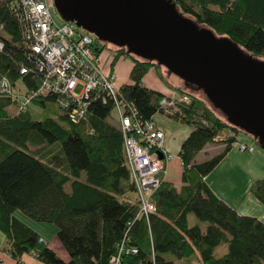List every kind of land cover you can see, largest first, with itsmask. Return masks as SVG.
I'll use <instances>...</instances> for the list:
<instances>
[{"label": "trees", "instance_id": "16d2710c", "mask_svg": "<svg viewBox=\"0 0 264 264\" xmlns=\"http://www.w3.org/2000/svg\"><path fill=\"white\" fill-rule=\"evenodd\" d=\"M173 2L180 13L215 35L230 38L256 58L264 57V0ZM12 6H17V0H0L4 43L0 78L8 79L14 94L0 93V232L8 254L20 262L30 253L41 264H115L110 258L117 255V264H264V222L239 214L205 182L236 142V134L244 131L230 124L206 97L194 93L195 87H189L190 92L172 86L177 91L174 98L186 95L187 101L178 102L174 109H159L160 99L167 96L142 80L154 67L167 82L163 66L126 55L125 47L112 50L111 65L122 56L133 60L128 73L131 83L122 84L118 92L134 103L143 119L161 112L191 128L178 152L181 184L162 178L153 194L154 213L136 218L139 199L123 136L105 93L91 94L85 118L76 124L53 93H40L20 109L16 95L36 89L40 75L20 73L21 66L29 65L28 50L22 41L24 24ZM92 40L98 55L106 43L95 36ZM223 133H232L223 148L196 161V154ZM250 193L264 205V177L251 183ZM16 211L54 225L68 259L59 257ZM189 214L204 222V229L200 223L190 225ZM122 242L137 251L119 253ZM223 245L225 252L218 254Z\"/></svg>", "mask_w": 264, "mask_h": 264}, {"label": "water", "instance_id": "95a60500", "mask_svg": "<svg viewBox=\"0 0 264 264\" xmlns=\"http://www.w3.org/2000/svg\"><path fill=\"white\" fill-rule=\"evenodd\" d=\"M52 4L62 21L201 88L230 124L250 134L264 150V60L183 15L173 0H52Z\"/></svg>", "mask_w": 264, "mask_h": 264}, {"label": "built area", "instance_id": "2783aa9c", "mask_svg": "<svg viewBox=\"0 0 264 264\" xmlns=\"http://www.w3.org/2000/svg\"><path fill=\"white\" fill-rule=\"evenodd\" d=\"M50 1V2H49ZM52 0H17L12 6L24 24L22 41L28 50V66H21L20 73L36 72L39 85L27 95L19 96L20 109L40 93H53L58 103L67 111L72 123L85 118L91 94L107 95L113 105V114L118 122L126 156V163L139 199V216L148 217L155 211L153 194L166 175V164L174 155L163 147L164 134L152 119H143L132 101L120 96L112 83L111 74L102 71L98 55L92 47V37L73 22H57L50 11ZM4 43L0 39V51ZM79 87L78 92L76 89ZM0 93L13 95L7 78H0ZM187 101V96L162 97L159 109L176 108L178 102ZM231 134H218L214 142L224 141ZM239 149L251 152L253 146L234 142ZM159 153L162 158H159ZM135 247L122 244L119 253H135ZM118 255L110 258L117 264Z\"/></svg>", "mask_w": 264, "mask_h": 264}, {"label": "rangeland", "instance_id": "374dc122", "mask_svg": "<svg viewBox=\"0 0 264 264\" xmlns=\"http://www.w3.org/2000/svg\"><path fill=\"white\" fill-rule=\"evenodd\" d=\"M50 2V1H49ZM51 6V4H49ZM50 11L55 18V20L59 23L61 22L60 16L58 15L56 9L52 6L50 7ZM90 37H94V35L89 34ZM116 49L115 46L106 43V46L99 52L98 60L100 63V67L102 71L106 74H111L112 76V83L115 88H119L122 84L129 82L128 73L132 66L133 60L129 56H122L120 57L114 65H111L112 61V50ZM259 59L264 60V57H259ZM162 74L165 77L166 81H163L156 73L154 67H151L147 73L145 74L142 82L148 88L155 90L157 92H161L167 97H173L175 95V89L172 86L179 85L187 91H190L189 87H194L195 85L186 82L182 78L178 77L177 75L168 71L165 67L162 68ZM18 87L22 88V84L19 82ZM197 91V95L200 97H205V94L201 88L195 87ZM79 87L76 89L78 92ZM22 93L24 92L21 89ZM211 105V103H210ZM211 107H213L211 105ZM214 108V107H213ZM216 109V108H215ZM217 110V109H216ZM218 113L222 114L217 110ZM155 120L161 118L163 121L169 120L168 117L164 113L156 112L155 113ZM237 138L239 143L241 140H246L249 142H253V148L255 149V153L262 154V159L257 161V163H251V165L247 164L245 166L246 171L242 174L234 176L231 172H229V166H227V160L223 161L220 165L218 164L210 173L212 181L216 182V187H218V191H221L222 197H224V201L229 203V205L238 211L241 215H249L258 218L259 220L263 221L261 218L264 219V205L261 204L257 199H255L250 193V185L251 183L258 178L264 177V150L258 145L256 141L253 140V137L250 134H246L244 132H238ZM224 141H217L214 142V148H211L208 152H201L197 155L196 159L198 161H202L206 158H209L219 152L222 148ZM209 146V147H210ZM256 175V176H254ZM169 179L172 180L175 184L179 185L180 181V170L179 169H172L169 173ZM15 215L21 219L26 225L31 227L32 229L37 230L40 232L45 239L52 243L53 247L55 248L56 245L52 242V238L55 239L57 243H59L58 238L56 236V228L54 225L49 223L43 222H35L20 211H16ZM200 223L201 228L204 229V222L198 221L193 214L189 215V224L194 225V223ZM264 222V221H263ZM1 233V232H0ZM2 234V233H1ZM3 238L4 235L2 234ZM6 241V240H5ZM52 248V247H51ZM63 248V247H61ZM53 249V248H52ZM56 253L59 257L63 258L62 250L59 248H55ZM224 249L223 246L217 249V253H222L221 251ZM65 253V251H64ZM63 260L68 259L67 253L64 254Z\"/></svg>", "mask_w": 264, "mask_h": 264}, {"label": "crops", "instance_id": "0c3cea01", "mask_svg": "<svg viewBox=\"0 0 264 264\" xmlns=\"http://www.w3.org/2000/svg\"><path fill=\"white\" fill-rule=\"evenodd\" d=\"M128 83H131L130 80H129ZM125 84H127V83H125ZM177 86H179V85H175L174 87H177ZM176 95H177V91L175 92V95L173 97H175ZM155 115L156 114H154L152 116V120L155 123L156 127L159 130H161L163 132V134H164L163 147H164V149L167 152H169V153L174 155L170 160L167 161L165 178L167 180H169V181H172L168 177L170 171L172 169H179L180 170V181H181L182 163H181V160H180V158L178 156V152H179L180 145H181L182 141L187 137V135L191 131V128L189 126H187V125H184V124L180 123L179 121H177L175 119L170 118L166 114H165L166 117H168V119H170V121L169 120L163 121L161 118H158L157 120H155L154 119ZM224 134L228 135V134H232V133H224ZM235 138H236V141L239 142L238 138H237V134H236ZM253 140H254V138H253ZM240 143L246 144L248 146H253V142H249V141H246V140H241ZM210 145H213V142L207 144L204 147V149H202L201 151H199L196 154V156H195V160L196 161H198L196 159V157H197V155L199 153H201L203 151L204 152L205 151L208 152V151L211 150V148H214V146H210ZM261 155L262 154L255 153V149L254 148H253V150L251 152H248V151H244V150L239 149L236 145H232V147L229 150V152L223 157V159L218 164L220 165L223 161L227 160V164H228L227 166H229V170H230L229 172H231L234 176H237V175L242 174L244 171H246L247 168H245V166L247 164L251 165V163H253V164L257 163V161L262 159L263 156H261ZM251 167L253 168L252 165H251ZM210 175H211V173L206 175L205 182L207 183V185L210 187V189L214 192V194L217 197H219L220 199H222V198L224 199V197H222V194L220 193L221 191H218V189H217L218 187H216V182L212 181ZM254 176H256V175H254ZM180 184H181V182H179V185ZM175 185L179 187V185H177V184H175ZM189 215H188V223H189ZM261 219L264 221L263 218H261ZM196 223H194V224H196ZM35 231H37V230H35ZM38 233L44 238V236L40 232H38ZM5 240H6V238H3L2 234L0 233V264H41V262L39 260H37L34 257V255H32L30 253L23 255L21 257L20 262H17L6 251L7 244H6ZM45 240L48 242V245L50 247H52L54 250H56L55 248H59L60 250L63 249V248H61L62 247L61 244L57 243L54 238H52V242L56 245L55 248L53 247L52 243H50V241H48L47 239H45ZM223 247H224V249L221 252H225V250H226L225 249V245H223ZM218 249H219V247H218ZM62 251L63 252H62L61 256L63 258H65L64 254L66 252L64 253V249ZM219 254H221V253H219ZM178 264H180V263H178Z\"/></svg>", "mask_w": 264, "mask_h": 264}]
</instances>
